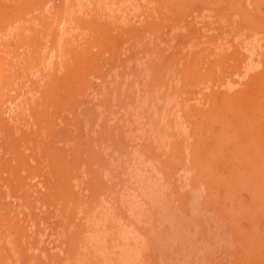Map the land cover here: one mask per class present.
<instances>
[{
  "label": "rangeland",
  "instance_id": "obj_1",
  "mask_svg": "<svg viewBox=\"0 0 264 264\" xmlns=\"http://www.w3.org/2000/svg\"><path fill=\"white\" fill-rule=\"evenodd\" d=\"M0 264H264V0H0Z\"/></svg>",
  "mask_w": 264,
  "mask_h": 264
}]
</instances>
